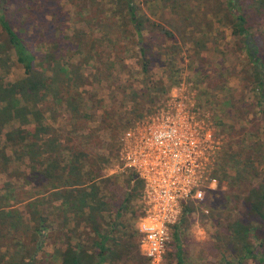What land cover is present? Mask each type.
Here are the masks:
<instances>
[{"label": "rangeland", "instance_id": "rangeland-1", "mask_svg": "<svg viewBox=\"0 0 264 264\" xmlns=\"http://www.w3.org/2000/svg\"><path fill=\"white\" fill-rule=\"evenodd\" d=\"M131 2L137 18L144 22L141 32L127 13V4L120 0H0V8L35 55L36 68L50 77L54 69L59 70L56 92L40 107L51 125L50 140L62 152L58 160L69 158L71 148L84 149L90 154L89 164L102 168L100 192L112 205V210L104 213L106 227H111L129 190V174H133L119 159L123 131L164 101L176 85L184 82L195 92L223 142L219 183L204 201L188 202L191 210L182 212L171 228L163 264H178L176 234L187 264H223L229 244L227 231L244 215V196L252 187L264 185V76L258 74L249 55V48L261 47L257 55L264 60V0H239L238 6L249 19L250 34L246 36L234 31L236 17L229 0ZM161 26L174 37L165 35ZM107 31L113 33L115 41L95 39ZM63 66L67 72L59 68ZM24 74V67L13 55L0 64L5 83ZM170 74L180 82L172 85ZM17 126L20 124L15 120L0 129V151L6 150L11 157L9 161L0 158V211L16 209L27 218L26 224L14 228L0 215V264L29 261L27 247L37 244V264H62L58 250L65 247L61 234L67 221L62 211L51 216L52 226L36 234L31 231L36 223L28 204L36 197L49 196L51 186L46 179L31 174L28 158L14 157L5 134ZM243 143L260 154L255 160L258 170L247 174L239 189L232 191L221 167L226 156L240 150ZM141 194L139 191L120 219L136 233L130 231L134 237L127 240L130 255L116 264H149L141 251L137 228ZM49 204L46 201L45 206L50 211ZM252 223L259 236L252 238L254 249L264 253V223L257 219ZM74 227L71 220L69 229ZM84 230L90 232L89 228ZM248 264L258 263L250 259Z\"/></svg>", "mask_w": 264, "mask_h": 264}, {"label": "trees", "instance_id": "trees-1", "mask_svg": "<svg viewBox=\"0 0 264 264\" xmlns=\"http://www.w3.org/2000/svg\"><path fill=\"white\" fill-rule=\"evenodd\" d=\"M127 4V13L137 30L144 28V22L137 18L136 7L132 0H120ZM119 3V4H121ZM233 6V14L236 17L234 31L239 35H249L250 28L248 17L243 13L239 0H229ZM110 28H114L113 26ZM167 36L174 37L173 33L165 27H160ZM141 32V31H140ZM112 32L107 31L99 34L95 39L105 38L115 41ZM248 43V42H247ZM261 47L249 48V55L254 59L259 75H263L264 60L260 54ZM13 55L18 63L24 67L25 74L20 79L5 83L0 76V129L12 125L15 120L20 126L12 127L6 131V140L13 150L14 157L30 160V170L34 177H42L51 186L50 194L46 197H36L28 206L30 207L35 225L31 228L33 234L38 233L44 227L52 226L51 216L61 210L67 221L64 222L61 237L64 239V248L58 250L62 264H116L130 255L129 242L134 237L130 231L136 230L130 224L123 223L120 219L130 210L132 200L142 192L143 181L133 172L127 179L129 190L124 201L115 211V219L111 227H106L103 222L105 212L112 210V205L103 198L100 190V167L89 164L90 154L84 149L69 150V158L60 161L61 150L53 140L51 125L46 122L41 104L56 91V82L59 70L54 69L50 77L43 69L36 68V57L27 47L24 39L11 25L6 12L0 8V64L5 57ZM148 63L144 68L147 70ZM171 64L167 62V68ZM62 72H67L66 67H59ZM69 77V73L67 74ZM172 85L180 82V79L169 75ZM55 85V86H54ZM159 92L158 89H155ZM0 158L9 161L11 157L6 155V150L0 151ZM260 154L254 152L252 145L243 143L238 151L229 153L224 161V177L232 191H237L241 183L246 180L247 174L257 173L258 167L255 160ZM232 171V172H231ZM132 181L133 184H132ZM238 198V194H234ZM50 203L51 210L45 206ZM244 215L230 224L229 244L224 252L223 264H248L250 259L258 264H264V253L254 249L252 238H259L256 227L252 221L264 223V185H258L249 189L243 198ZM45 206V211L42 207ZM188 203L183 206V213L189 212ZM45 212V213H44ZM0 215L9 219L10 226L17 228L18 225L26 224V213L16 209L2 210ZM72 222L76 227L69 229ZM66 226L68 229H66ZM84 228H89L86 234ZM66 231V232H65ZM68 231V232H67ZM120 233V235H118ZM126 241V244L123 242ZM178 241V264H187L182 254V247ZM39 245L27 247L30 260H22L20 264H37L36 255ZM23 256V259L26 257Z\"/></svg>", "mask_w": 264, "mask_h": 264}, {"label": "built area", "instance_id": "built-area-1", "mask_svg": "<svg viewBox=\"0 0 264 264\" xmlns=\"http://www.w3.org/2000/svg\"><path fill=\"white\" fill-rule=\"evenodd\" d=\"M222 149L210 115L184 82L123 131L119 159L144 184L137 228L149 264L164 263L184 203L202 202L216 188Z\"/></svg>", "mask_w": 264, "mask_h": 264}, {"label": "water", "instance_id": "water-1", "mask_svg": "<svg viewBox=\"0 0 264 264\" xmlns=\"http://www.w3.org/2000/svg\"><path fill=\"white\" fill-rule=\"evenodd\" d=\"M250 37H251V35L249 36V38H250ZM262 73H263V76H264V69H263ZM263 83H264V80H263Z\"/></svg>", "mask_w": 264, "mask_h": 264}]
</instances>
